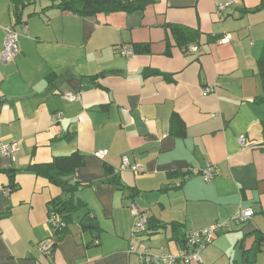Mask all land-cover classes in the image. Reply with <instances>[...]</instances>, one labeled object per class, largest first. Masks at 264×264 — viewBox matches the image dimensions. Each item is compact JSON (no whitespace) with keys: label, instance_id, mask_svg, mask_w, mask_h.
<instances>
[{"label":"crops","instance_id":"0c3cea01","mask_svg":"<svg viewBox=\"0 0 264 264\" xmlns=\"http://www.w3.org/2000/svg\"><path fill=\"white\" fill-rule=\"evenodd\" d=\"M61 1L38 0L17 23L12 0H0V140L19 148L15 162L0 153V264H140L131 245L176 255L188 233L218 224L226 226L193 264H243L264 234V0H154L144 12L94 17L65 12ZM10 26L18 55L5 63ZM75 152L85 166L73 197L87 209L55 234L49 205L64 195L29 169ZM132 204L153 227L139 239ZM242 210L254 215L238 224ZM89 211L98 240L80 224ZM255 260L264 264V250Z\"/></svg>","mask_w":264,"mask_h":264},{"label":"trees","instance_id":"16d2710c","mask_svg":"<svg viewBox=\"0 0 264 264\" xmlns=\"http://www.w3.org/2000/svg\"><path fill=\"white\" fill-rule=\"evenodd\" d=\"M38 0H12L13 14L16 22L19 23L22 18L23 11L34 5ZM154 3V0H62L58 8L65 12L78 14L83 17H94L99 14H112V13H135L144 12L145 9ZM264 6V2L262 4ZM148 74H155V72L148 71ZM258 77L260 78L263 95L260 101L264 102V49L260 59L258 60ZM179 119L176 115L172 118V126L175 127ZM85 166V157L79 152H75L69 156L55 157L51 162L39 165H32L29 170L34 171L39 176L46 178L51 184L61 189L64 197L54 200L49 205V215L54 212L58 215L61 224V229L56 230L55 234L65 232L68 224L71 222L73 214L80 210L87 209V205L73 197L77 190L79 183L75 182L74 176L77 170ZM107 173L109 170L106 169ZM11 179L10 191L17 189L14 183V172L8 171ZM111 182L121 185L119 181L111 180ZM149 221V220H148ZM149 223V222H148ZM83 229L90 230L96 233V240H98L101 233V228L96 218L89 211L80 221ZM174 227H179L177 224H172ZM153 229V227H150ZM148 228V230H150ZM185 240V237H184ZM257 247L253 250L244 252L243 264H256L255 256L258 252L264 250V234L257 233ZM184 243V241H183ZM52 258V254L47 257Z\"/></svg>","mask_w":264,"mask_h":264},{"label":"built area","instance_id":"2783aa9c","mask_svg":"<svg viewBox=\"0 0 264 264\" xmlns=\"http://www.w3.org/2000/svg\"><path fill=\"white\" fill-rule=\"evenodd\" d=\"M232 3H227L224 5H219L218 10H224ZM6 37L3 43V49L1 53L2 61L5 63L12 62L18 55V39L19 35L13 26L7 27L5 29ZM123 56H131L133 50L129 46H123L120 52ZM212 93V89L206 90V94ZM62 98L66 101H78L81 96L79 94L65 93ZM63 120V115L61 113L57 114L53 118L54 123L61 122ZM239 144L242 147L246 146V139L242 136L239 139ZM19 151L18 146L5 144L0 140V153L5 157H10L14 162L16 161V154ZM107 155V151H100L96 153V156L103 158ZM123 166L126 169H130L134 172L140 170L138 166L131 165L127 159L123 160ZM201 176L205 182H211L215 176L216 171L213 165H208L202 170ZM10 192V190H8ZM129 210L134 218L132 226V235L134 238L139 239L141 235L148 232V220L149 217L146 213L141 211L136 205L132 204ZM254 215L252 210H242L240 215L235 219L238 224H243L250 220ZM49 223L54 231L61 229L63 226L61 224L59 217L54 212L49 215ZM225 224H218L216 227L205 228L199 231H193L185 236V240L182 248L178 254L173 255L166 251H161L160 253H152L149 249L140 251L136 246L131 245L129 252L137 255L140 264H193L201 261V252L211 245L217 236V232L223 229ZM53 243L51 241H44L40 245V249L45 257H49L52 254Z\"/></svg>","mask_w":264,"mask_h":264}]
</instances>
